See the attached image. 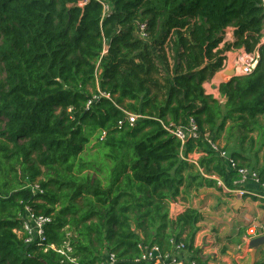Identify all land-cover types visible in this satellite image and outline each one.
<instances>
[{"label":"trees","instance_id":"obj_1","mask_svg":"<svg viewBox=\"0 0 264 264\" xmlns=\"http://www.w3.org/2000/svg\"><path fill=\"white\" fill-rule=\"evenodd\" d=\"M78 1L0 0V264H99L109 254L114 264H152L139 246L173 252L171 240L204 264L194 248L201 214L171 219L169 209L187 176L197 187L216 181L193 174L180 153L205 152L199 165L229 189L240 177L203 140L181 147L164 126L192 116L213 141L234 131L237 167L264 181L261 0ZM227 28L234 40L221 48ZM231 49L260 58L220 85L222 105L203 85ZM125 112L142 119L130 127ZM24 206L51 218L43 243L17 235Z\"/></svg>","mask_w":264,"mask_h":264},{"label":"crops","instance_id":"obj_2","mask_svg":"<svg viewBox=\"0 0 264 264\" xmlns=\"http://www.w3.org/2000/svg\"><path fill=\"white\" fill-rule=\"evenodd\" d=\"M223 72L224 71H220V73H217L222 74ZM209 82L210 85L213 84V80H210ZM218 83L221 84L220 82ZM219 87L220 85H213L212 90L209 91L208 82L203 85L206 94L212 95L214 99H216L220 104L223 105L226 102V98L221 95ZM228 124L230 125V122H228ZM228 124L226 125L227 127ZM209 136L211 137L210 134ZM215 142L218 145L220 143L221 147L224 146L223 148L225 150H230L225 147V144H223L221 136H219V138L216 139ZM232 146H234L235 148L231 150V155L233 153L241 154V151L239 150L237 144L234 143ZM245 154V156L251 158L253 164L255 160L254 152L247 151ZM193 157L197 159L198 163L197 166L192 165L194 166L193 174L199 173L205 179L210 178V180L216 181V184L213 185V187H206L205 185L197 187V182L198 180L200 181V179L198 178L195 181L194 179L189 178L190 176H187L185 185L180 189V195L175 201H172L170 203L169 215L171 219H175L177 215H179L187 208L197 210L201 214L202 221L197 225L198 230L194 238V248L197 250V258H199L201 263L204 264H255L259 260L263 259L264 246H260L258 248H250L249 244L247 246L243 244L245 230L241 235V246H244H242L241 249L240 246H237L236 249L230 247L225 254L227 255V258L222 256V258H219L218 256V249H221L220 251H222V249L226 247V244L216 243L213 238H210L211 234H207V232L211 229H215L218 233L220 232V236L218 239L222 240L224 237H226V230H228L229 233H234L235 236L238 232V227L244 221H247L246 225L248 227L251 224V222H249L250 224L248 225L249 219L254 220V223H260L264 225V191L260 190L258 185L253 181H248L243 184L242 189L248 191V194L245 197H239L234 192H229L226 190L223 191V189L218 185V182L221 184L223 183L219 180L217 175L207 173L204 167L199 165L200 160L206 157V154L194 155ZM257 158L259 159V164L261 165L262 153H260ZM248 169L252 170L251 168ZM214 189L218 190L221 195L218 192H215L216 190ZM225 192L229 194H225ZM197 193H202V196ZM193 194H195L196 196H194ZM201 200H204L202 204H200ZM182 202H184L185 206ZM181 205L184 207L181 208ZM204 206H207V208H203ZM227 209L231 210V213H227ZM205 212H207L208 214L209 212H212L210 213L211 223L206 226H200V224H203L205 221ZM190 257L193 258L191 254Z\"/></svg>","mask_w":264,"mask_h":264},{"label":"built area","instance_id":"obj_3","mask_svg":"<svg viewBox=\"0 0 264 264\" xmlns=\"http://www.w3.org/2000/svg\"><path fill=\"white\" fill-rule=\"evenodd\" d=\"M90 0H79L77 3V6L80 8H83ZM104 11H108L109 7L107 5H103ZM261 9L264 14V0H261ZM139 33L140 37L142 39H145L147 37L146 27L144 24L139 25ZM234 40V29L233 28H227L223 34L222 42L220 43V47H222L224 44H230ZM260 43L264 45V30L262 31V37L260 39ZM260 55L257 51L252 53H241L237 56L236 59V68L234 69V76H243V75H249L253 72V70L256 68L258 61H259ZM224 64V61H223ZM101 96L105 98H110L109 94H101ZM99 97L94 96L92 100H97ZM91 101L88 102L87 105H89ZM126 114V120L127 124L130 127H133L136 122L139 119H142L141 116L136 114L127 113ZM119 125H122V122H119ZM164 129L171 135H173L180 143L181 147L184 146L186 142L189 140H203L209 150L214 151L217 153L218 157L221 159L222 165L224 166L226 171H233L237 170V173L240 177L238 181H234L231 184V188L229 189L223 184L218 182V185L229 192H234L239 197H244L247 195L248 191L245 189H242V186L244 183L248 181H253L255 184L258 185L259 189L264 191V181H259L258 175L255 171L250 170L245 167L238 168L236 161L232 158V155L229 151L225 150L223 147L219 146L215 141L212 140V138L209 136V134H201L199 131V126L197 121L194 117L189 116L187 118V121L184 125H175L173 123H170L169 125H165ZM182 149V148H181ZM205 152L203 151H194L192 153H188L187 155H183L180 153L181 158L188 162L191 165L197 166V159L194 158V155H203ZM31 191L33 194H36L37 192H40L38 189V186L35 184L34 186H30ZM51 218L48 216L43 215H37L33 212V210L29 206H24V215L22 217V229L20 231H16L17 235L22 232V236L25 235V238L23 240V243L26 245H30L33 243H43L46 240V234L45 229L48 224L51 223ZM19 232V233H18ZM21 236V238H22ZM264 237V225L260 223H253L246 228L245 235H244V242L243 244L247 246L252 240ZM171 245L173 247V252H166L163 253L158 246H139L140 249V260L151 262L152 264H199L196 260H194L192 257H179L176 254H179L180 252H186L185 247L183 243H174L173 240H171ZM51 248L61 255H66L64 250H56L54 246H51ZM69 248L66 249L68 251ZM70 263H75V259L68 258ZM115 263V255L109 254L106 259L101 261L99 264H114Z\"/></svg>","mask_w":264,"mask_h":264},{"label":"rangeland","instance_id":"obj_4","mask_svg":"<svg viewBox=\"0 0 264 264\" xmlns=\"http://www.w3.org/2000/svg\"><path fill=\"white\" fill-rule=\"evenodd\" d=\"M241 53H244V51L242 49L241 50L231 49V50L225 51L223 53L222 56L225 58V60H224L223 68L220 71H224V72L222 74H218V73H220V71H219L217 74L214 75V78L211 79V80H213V84L212 85H210V82H208V84H209V91L212 90L213 85H221L223 83L228 82L232 77H234L233 72H234V69L236 68V65H235L236 59H237V56L240 55ZM168 58H169V62L172 65L173 64V53L170 50L168 51ZM220 75H221V77H220ZM224 77H226V78H224ZM218 82H220L221 84H219ZM220 133H221L220 136L222 138L223 144H226V138L229 137V142H228L227 148L230 149V150H227V151L231 152V150L233 148H235L232 145L236 142L235 141V137L233 136L235 134L234 131L231 132L232 136H230L231 134L230 135H227L226 132H225V130L224 131H221ZM219 145H220V143H219ZM41 180H43V177H39L37 179V182H40ZM214 190H216V189H214ZM223 191H224V189H223ZM215 192H218L221 195V193L218 190H216ZM197 194H199L200 196H202V193H197ZM225 194H229V193H226L225 192ZM193 195L196 196L195 194H193ZM200 202H201L200 204H202L204 202V200H201ZM182 203L185 206L184 202H182ZM184 206L181 205V208L184 207ZM203 208H207V206H204ZM210 213H212V212H209V214L207 212H205V217H204V220L205 221H204L203 224H200V226H206V225H209L211 223L210 222V217H211ZM227 213H231V210L227 209ZM253 221L254 220H250L249 219L248 220V225L250 224L249 222H253ZM246 224H247V221H244L238 227V232H237V234L235 236H234V233H232V232L229 233L228 230H226V232H225L226 233V235H225L226 237H224L222 240H219L218 239L219 236H220V232L218 233L215 229H211V230H209L207 232V234H211V237L210 238H213L214 241H216V243H222V244L225 243L226 244V247H224L222 249V251H220L221 249H218V256H219V258H222V257H226L227 258V255H225V254H226V251L229 250L230 247L236 249L237 246H240V249H241V247L244 246V245L241 246V244H242L241 243V235L244 232V230H246L245 229L247 227ZM21 234H22V232L19 233V235H18L19 238H21V236H22ZM66 235H67L68 238L73 237V230L72 229L68 230L67 233H66ZM237 251H238V248H237ZM66 252L67 253L68 252L70 253L71 252V249L69 248L68 251H66ZM106 254L107 253L102 254L101 257H104ZM176 255H178L179 257H183V258L190 257V254L187 251L186 252H180L179 254H176Z\"/></svg>","mask_w":264,"mask_h":264},{"label":"water","instance_id":"obj_5","mask_svg":"<svg viewBox=\"0 0 264 264\" xmlns=\"http://www.w3.org/2000/svg\"><path fill=\"white\" fill-rule=\"evenodd\" d=\"M260 246H264V237L254 239L249 243L250 248H258Z\"/></svg>","mask_w":264,"mask_h":264},{"label":"bare ground","instance_id":"obj_6","mask_svg":"<svg viewBox=\"0 0 264 264\" xmlns=\"http://www.w3.org/2000/svg\"><path fill=\"white\" fill-rule=\"evenodd\" d=\"M228 75V74H227ZM224 78H226V77H224Z\"/></svg>","mask_w":264,"mask_h":264}]
</instances>
